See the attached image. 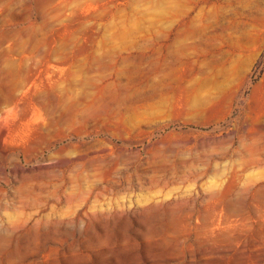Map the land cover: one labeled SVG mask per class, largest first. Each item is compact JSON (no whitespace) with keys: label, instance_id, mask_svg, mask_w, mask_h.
I'll return each instance as SVG.
<instances>
[{"label":"rangeland","instance_id":"rangeland-1","mask_svg":"<svg viewBox=\"0 0 264 264\" xmlns=\"http://www.w3.org/2000/svg\"><path fill=\"white\" fill-rule=\"evenodd\" d=\"M0 108V264H264V0H0Z\"/></svg>","mask_w":264,"mask_h":264},{"label":"bare ground","instance_id":"bare-ground-1","mask_svg":"<svg viewBox=\"0 0 264 264\" xmlns=\"http://www.w3.org/2000/svg\"><path fill=\"white\" fill-rule=\"evenodd\" d=\"M40 1V0H39ZM46 1V0H45ZM39 4V3H38ZM37 4V5H38ZM41 6V5H40ZM39 7V6H38ZM62 55V54H61ZM61 57V56H60ZM48 60V59H47ZM50 64V63H49ZM52 64V63H51ZM10 86H12V84L10 85ZM13 87V86H12ZM9 88H11V87H9ZM13 88H15V87H13ZM12 90V89H11ZM14 90V89H13ZM1 109V108H0ZM3 115H4V113L2 112H0V118H2L3 117ZM243 146V145H242ZM225 172V171H224ZM224 175V174H223ZM222 176V175H221Z\"/></svg>","mask_w":264,"mask_h":264}]
</instances>
